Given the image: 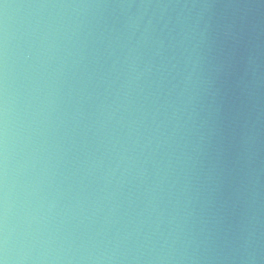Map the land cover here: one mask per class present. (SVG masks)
<instances>
[{
  "label": "water",
  "instance_id": "water-1",
  "mask_svg": "<svg viewBox=\"0 0 264 264\" xmlns=\"http://www.w3.org/2000/svg\"><path fill=\"white\" fill-rule=\"evenodd\" d=\"M0 260L264 264V0H0Z\"/></svg>",
  "mask_w": 264,
  "mask_h": 264
},
{
  "label": "clouds",
  "instance_id": "clouds-1",
  "mask_svg": "<svg viewBox=\"0 0 264 264\" xmlns=\"http://www.w3.org/2000/svg\"><path fill=\"white\" fill-rule=\"evenodd\" d=\"M0 264H5V262L3 260H0Z\"/></svg>",
  "mask_w": 264,
  "mask_h": 264
}]
</instances>
